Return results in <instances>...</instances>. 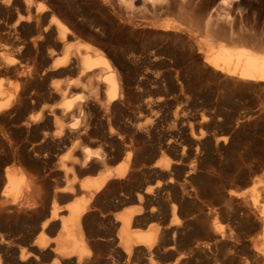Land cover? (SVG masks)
Segmentation results:
<instances>
[{"label":"bare ground","instance_id":"obj_1","mask_svg":"<svg viewBox=\"0 0 264 264\" xmlns=\"http://www.w3.org/2000/svg\"><path fill=\"white\" fill-rule=\"evenodd\" d=\"M120 1L124 5L130 6L135 0ZM162 1L164 0H141L143 5L144 3H148L152 6L161 5ZM172 22L167 21L164 27H162L166 32L169 31V34L167 33L165 35L171 36L174 39L180 37V33L173 30L174 24ZM109 25L108 0H92L90 3L86 2V0H0V76H6L7 79H4L8 81L9 76L16 75L23 85L26 83L29 85L30 81L35 82L34 78L50 76H61L60 78H62L63 75H74L71 79H66L67 81L65 82H56L54 84L35 83L36 85L34 84V87L30 91L25 86L24 89H20L21 91L17 90L16 92L15 90V93H10L6 81L0 79V112H3V115L11 116L14 123L18 124L17 128L22 134L26 135V138L34 136L36 141L38 139L37 143H33L32 141L33 144L28 146V149L25 143H21L22 145L20 144L21 147H19L21 150L19 151V148L17 150L15 148L13 149L14 153L15 151H19L20 153L23 151L27 157L33 156L34 158L42 151L40 150L42 148H46L48 151L58 147L67 148V153L62 158H59L56 164L53 163L52 168L54 170H50L52 172L50 173L51 175L49 174V178L50 176L51 178L53 177L55 182L53 184L45 182V186H40L38 183L40 179L37 182L38 173L35 174L39 167L35 173H33V170L32 173L28 170L30 174L26 173L28 175H24L23 169L22 171L21 168H17V166L13 168V166L9 170L5 169L4 174L2 176L0 175V264L114 263L110 262L108 257L103 258L98 252V247L94 239L97 234L92 225L95 221V223L100 222L101 216L99 215L100 211L95 212L93 207L97 204L98 200L104 203H113L115 201V198H111V200L108 196L109 185L113 184L114 188H120L118 179L125 178L126 164L130 160H134L133 157L142 151L143 148H147L152 156H155L167 152L170 149H175L177 146L170 139H166L168 136L164 130H161L162 133L160 132L159 134L157 131L158 123L156 117L149 121L143 120V117L153 115V101H144L139 104L138 109L140 110L138 112L133 111L129 105L130 72L133 69L132 66L139 63L138 59H140L141 65L155 63L159 68L166 69V73L168 72L169 74L166 76L167 81L171 82L174 91L177 88L181 90L184 85V79L182 77L183 74H179L175 70H172V68H178L185 59H193L196 54H201V61L199 63L203 70L210 71L218 78H222L231 84L233 83L232 85L245 84L264 87V52L248 48L245 43L231 42V45H226L222 41L218 42L217 40L216 42L213 36H210L212 38L208 40L201 41L196 39L191 32L187 31L186 34L183 33L185 41L184 39H180L179 46H176L177 43L175 45L174 42L168 40L164 44L154 45L149 52H141L140 55H137L133 51L128 50V48H125V44L119 45V42L115 40L116 36L114 33L116 30L111 27L112 24ZM206 28L205 30H207ZM208 30L206 31L207 34L209 33ZM169 39L171 38L169 37ZM126 45L130 46L129 43ZM121 46L124 47L120 48ZM11 54H15V56ZM181 69L183 72V68ZM171 71L174 72L172 75L170 74ZM163 73L165 74V72ZM143 78L145 77L143 76ZM155 84H158L156 86L160 90H164L163 86H167L163 85L161 80ZM86 86L88 87L87 90L85 89ZM154 87L152 86V88ZM187 89H190V87ZM12 90L10 89V91ZM1 125L4 126L2 123ZM14 131L16 132L17 130ZM145 139L150 143L149 145L144 143ZM11 142L8 143L9 148H11ZM143 143L145 145H142ZM90 145H95V147H90ZM56 153L58 152L56 151ZM20 157L19 155L18 158ZM58 157L61 156L58 155ZM119 158L124 159L125 165L118 164L114 169H105L101 173L93 174L91 178L80 177L81 179H78L79 176L77 177L78 173L83 171L84 173H92V171H97L100 167L102 169V166L110 159L117 161ZM174 158L172 164L167 160L158 164L152 163L154 175L160 178L164 174L170 173L171 168L179 162L178 157L176 158L175 156ZM45 163L47 164V162ZM129 166L127 167L128 170H130ZM195 169H193V172H195ZM128 172L127 176L130 174ZM186 172V174H190L191 170H186ZM124 178L122 179L123 181L128 180V178H125V180ZM149 178L148 180H150ZM113 179H115L114 182ZM181 180L183 181V179ZM184 189L186 188L184 187ZM159 190L161 191V189ZM160 191L158 192L160 193ZM185 191L188 193V190ZM150 192L151 187L146 186L143 191L133 190L128 196L131 195L129 199L137 202L135 203V207L114 217L111 220L113 222L106 221L107 223H111L110 226L118 222L119 230L117 238L123 246L121 249L123 253L130 256L132 253L147 254L149 252L148 248L153 245L158 236V231H161L167 240L166 250L171 253L179 247L195 245L201 237L208 238L217 234L218 227L213 221L216 217H213L211 222L209 221L210 225L208 224V226L203 224L196 225L190 221H186L182 226V223H180L182 220L175 217L177 214L175 215L174 205L168 208L169 218L164 215L168 219L161 229L157 227L153 232L141 233L135 229V223H137V220L143 219V216L146 215L142 202H145V200L152 201L151 196L149 197ZM174 196L176 195L174 194ZM178 196L180 197V195ZM63 201H65L64 204L61 203ZM101 202L99 201L98 203ZM257 203V199L254 198L253 204ZM166 206L164 205V208L161 206L165 210L164 212L167 211ZM260 206L258 205V219H254L252 215L250 216L245 213L244 216H233L234 220L237 221L240 227L244 228L247 225L249 226V223L252 222L253 225L264 230V208ZM154 212V209L150 208L147 211L148 218H153L156 215ZM253 212L255 213V211ZM215 214H211V216H215ZM202 223H205V221ZM110 231H113V229ZM102 236L104 235L102 234ZM108 236L110 235L108 234ZM201 241L199 240V243ZM107 250L109 249L107 248ZM254 256L260 259V262L262 260L264 264V245L262 248L256 250ZM182 259L181 255H177L174 258L173 264L182 263ZM253 262L255 263V260Z\"/></svg>","mask_w":264,"mask_h":264},{"label":"rangeland","instance_id":"obj_2","mask_svg":"<svg viewBox=\"0 0 264 264\" xmlns=\"http://www.w3.org/2000/svg\"><path fill=\"white\" fill-rule=\"evenodd\" d=\"M86 2L90 3L92 2V0H86ZM167 21H173V30L179 32L180 37L173 39L171 36L165 35L167 33L169 34V31L166 32L165 30H163V27ZM109 24H115L113 26L111 25V27L116 30L114 33L116 36L115 40L119 42V45L125 44V48H128V50H130L131 52L133 51L134 54L137 55H140L141 52H149L154 45L162 43L164 44L168 40L170 42H174L175 45L177 43L176 46H179L180 39H184L185 41L183 33L186 34L187 31L191 32V34L194 35L196 39H199L201 41L208 40L209 38H212L210 36H213L216 42L217 40L218 42L222 41V43H225L226 45H231L235 42L243 44L245 43L248 48L264 52V0H164L162 1L161 5L156 6L149 5L148 3H144L143 5L141 0H135L130 6L124 5L120 0H108V25ZM205 28L207 30L209 29V37ZM164 36L167 38H165ZM169 37L171 39H169ZM127 43H129L130 46L126 45ZM123 47L124 46H121L120 48ZM11 55L15 56V54ZM138 60L139 63L135 66H132L133 69H131L130 72V94L128 97L129 105L133 109V111L138 112L140 110L138 109L139 104L144 101H153V115H147L146 117H143V120L149 121L151 119H155L156 117L158 123L157 131L159 132V134L161 130H164V132L168 136H166V139H170V141H172L177 146L175 149H170L167 152L158 154L159 156H152L151 152L147 150V148H143L142 151L138 152L136 156L133 157L134 160L132 159L126 164L125 178L127 179L130 176L131 178H128L129 181L125 180L124 177L123 178L125 181L122 180L123 178H119L121 180L120 181L118 179V181L120 182V190L118 188H114L113 184L109 185L108 196L110 197V199L115 198V201L113 203H104L103 201L101 202V200H98V202L100 201L101 203L97 202V204L93 207V210L95 212L100 211V214H98L102 218L100 217L101 221L98 223H95V221L94 223L96 225L93 223L92 226L97 234L94 239L96 241L99 254H101L103 258L108 257L110 262H114L111 264H173L174 258L177 255H181V258H183L182 263L180 262V264H253L254 260V264H263L262 260L260 262V259H257L254 256V253L264 245V230L253 225L252 222L249 223V226H245L244 229L243 227H240L238 225L237 221L234 220V217L239 215L244 216V214L246 213L250 216L252 215V218L258 219V205L260 206L261 204L260 207L264 208V87L245 84L232 85L233 83L231 84L230 82L224 81L222 78H218L210 71L203 70V68H201V64L199 63V61H201V54H196L193 59H185V62L183 61V64L181 63L178 68H172V70H175L179 74H183L182 77L184 79V88L182 86L181 90L177 88L174 91L171 82L167 81L166 76H168L169 74L168 72L166 73V69L159 68L155 65V63L141 65L140 59ZM180 67L183 68V72ZM163 72H165V74ZM172 73L174 72L171 71L170 74L172 75ZM13 76H9L8 81L6 80V76H0V79L6 81L7 88H9L8 91L10 93H15V90L16 92L17 90L21 91L25 86L26 89H29L30 91V89L34 87L35 83L54 84L56 82H65L67 81L66 79H71L74 75H63L62 78H60L61 76H50L51 78H34L35 82L30 81V86L28 85V83L23 85L16 75ZM143 76L145 78H143ZM159 80L162 81L163 85H167L163 86L164 90H160L159 87L156 86L158 84L154 85V83ZM194 80L196 81V83ZM16 85H19L20 87ZM152 86L155 87L152 88ZM189 87L190 89H187ZM10 89H13L14 92L13 90L10 91ZM85 89L87 90L88 87L86 86ZM0 113H2L0 114V118H2L0 119V175L2 176L4 174L5 169L9 170L13 166V168L17 166V168H21V170L23 169L24 171H22L24 175L26 173H29V171L32 173V170L33 173H35V171L39 167L35 174H39H37V182L39 181V179L41 181V179L43 178L41 182H38L40 186H45V182H50L51 184L55 183L53 177L51 178L50 176L49 178V174L54 170V168L52 167L54 164H56L58 159L62 158L67 153V148L58 147L51 151H48L46 148H42L40 149L42 151L34 158L33 156L27 157L23 151H21V153L19 152L21 150V148L19 147H21V145L25 143L28 149V146L35 142L37 143L38 139L36 141V139H34V136H29L28 138H26V135L22 134V132L17 128L18 124L14 123L11 116L3 115V112ZM11 120L13 123L10 122ZM1 123L4 126H2ZM8 124L10 125V127ZM9 129L11 130L9 131ZM14 130L17 131L15 132ZM9 142H11V148L8 147ZM14 142L18 145H16ZM147 142L148 141L145 139L144 143H146V145H149L150 143ZM197 142L198 144L196 145ZM144 143L142 145H145ZM178 145L180 148L178 147ZM91 146L95 147V145H90V147ZM15 148L16 150L19 148V151H15L14 153L13 149ZM56 151L58 153H56ZM169 154H171L172 156ZM19 155L21 156L20 158H18ZM58 155L61 157H58ZM173 156H176V158L178 157L179 162L176 163L173 168H171V172L168 174H164L163 177L161 176V179L158 176H155L153 172L154 170L152 169L153 164H158L165 160L169 161L172 164L173 160L175 159ZM31 157L33 161L31 160ZM43 158L45 161L43 160ZM53 158L56 159L54 160ZM112 160L113 159L107 161V163L109 164L106 163L104 166H102V169L100 167V169H98L97 171H92V173H84V171L78 173V179L91 178L93 177V174L95 175L97 173H101L105 169H114V167L118 164L125 165V161L123 158H119L117 159V161ZM135 160H137L138 163ZM34 161L35 163H33ZM45 162H47V164ZM179 165H182V168ZM128 166L130 170L127 169ZM132 166L135 167L134 170ZM146 166L149 171H152L149 172ZM194 168L197 169H195V172H193ZM186 170H191L190 174H186ZM128 171L130 172V174ZM127 172L129 174L128 176ZM150 175L152 178L150 177ZM133 176L136 180L133 178ZM142 176L144 177L143 179ZM186 176L188 180L186 179ZM148 178L150 180H148ZM178 178L180 180L183 179V181H180ZM169 179L171 180L169 181ZM146 180L149 182H147ZM114 181L115 179H113V182ZM124 182L127 183L124 184ZM178 183H181V186ZM145 186L151 187L149 197L151 196L150 198L152 201L145 200V202H142V206L145 208L146 215L143 216V219L141 218L139 221H136L137 223H135V229H137L141 233L153 232L157 227L161 229V227L165 225V222H167V219L169 218V206L174 205L175 215H178H176L175 217H178L179 220H182L180 221V223H182V226L186 221H190L191 223L196 225L203 224L208 226V224L210 225L212 218L216 217L215 219H213V221L218 227L217 234L208 238L201 237L197 240V243H195V245L193 244L194 246H182L183 248L179 247L171 253L166 250V245L168 243L167 240L164 238V235L161 233V231H158V236L156 237L155 242L152 246H150V248H148L149 252L145 254L148 256L139 253H132L130 256L123 253V251L121 250L123 246L117 238L119 230L118 222L114 223L116 226H113L115 227H113L112 225L110 226L111 223L107 222H113L111 220H113L114 217L135 207V203L137 202L135 200H130L129 197L131 195H128L130 194V192H133V190L143 191ZM184 187L186 189H184ZM158 188L161 189V191ZM156 189L157 191L155 192ZM185 190H188V193ZM158 191H160V193ZM179 192L182 194H180ZM159 194L161 197L159 196ZM174 194L176 196H174ZM188 194L189 196H187ZM178 195H180V197ZM193 198L195 199V201ZM254 198L257 199V202L259 204H253ZM159 199L162 201H160ZM179 199H181L182 201H179ZM180 202H182V204H180ZM61 203L64 204L65 201ZM143 203L145 206L143 205ZM150 203L152 206L150 205ZM147 204L149 205L147 206ZM164 205L168 206H166V212H164L165 210H163ZM246 207L248 208L246 209ZM148 208L154 209V213L156 215L153 218H148ZM212 208L215 210H213ZM253 211H255V213ZM214 213H216L215 216H211V214L214 215ZM164 215L168 218L166 219ZM204 221L205 223H202ZM250 227L252 228V230ZM108 229H113V231H110ZM102 234L104 236H102ZM108 234L110 236H108ZM199 240L202 241L199 243ZM110 242L111 244H113H109ZM159 242L161 243V245ZM107 248L110 251L107 250ZM252 251L254 252L253 254Z\"/></svg>","mask_w":264,"mask_h":264}]
</instances>
